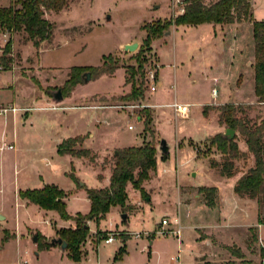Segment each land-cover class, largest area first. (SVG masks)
Wrapping results in <instances>:
<instances>
[{
  "label": "rangeland",
  "instance_id": "obj_1",
  "mask_svg": "<svg viewBox=\"0 0 264 264\" xmlns=\"http://www.w3.org/2000/svg\"><path fill=\"white\" fill-rule=\"evenodd\" d=\"M181 1L69 0L67 10L53 19L52 43L43 41L38 48L33 43L25 44L32 40L26 39L24 32L12 39L11 51L5 55L7 66L0 65V109L16 108L14 112L0 111V145H14V149L0 151V214L4 216L0 219V264H16L22 259L27 264H198L200 256H206L201 264H225L240 261L236 251L246 261L264 264V191L258 200L243 196L256 206V217L243 218L238 213L225 222L219 214V195L209 208L199 191L204 187L200 185H216L224 199L233 193V180L220 173L224 155L210 142L213 135L221 133L216 132L219 126L221 131L226 128L216 123L217 108L231 102L243 107L251 121L264 118V103H257L253 95L251 24H170L152 38L148 47H143L146 30L180 14L179 8L186 3ZM251 3L253 18L264 21V0ZM8 38L9 35L5 41L0 37L2 48ZM127 42L137 43V47L125 49ZM104 55H111L118 64L112 74L91 73L89 81L80 80L72 88L65 86L71 67L98 66ZM130 65L135 70L137 87L143 84L144 71L149 68L155 69L161 85L154 92L142 85L141 98L122 100L130 91L131 84L125 81ZM213 71L224 77L214 79ZM58 89L63 99L57 102L52 95ZM174 100L190 105L187 117L174 115L170 108ZM145 105L151 111L147 130L144 116L141 121L136 119ZM157 105L166 111L160 119L155 111L159 110ZM97 107L113 110L93 109ZM204 108L207 117L202 113ZM79 134L83 147L100 148V164L110 162L118 146L142 145L151 139L157 162L146 187L143 183L151 201L147 202L140 192L135 195L133 188L124 208L114 206L98 224L90 220L79 260L74 262L69 250L62 251L59 245L39 248L31 236L37 234L41 243H48L60 237L62 231L75 229V221L63 222L55 210L45 215L33 205L25 206L18 192L53 185L65 192L70 215L88 213L86 188L101 187L106 179H100L98 171L83 160L57 152V146L66 139L59 143L61 137ZM235 134L241 150L245 147L243 139ZM162 138L169 146L166 154L159 150ZM244 153V157L234 160L236 175L254 165L253 155ZM204 157L217 162V167L209 171ZM105 174L108 171L101 173L103 177ZM138 197L141 208L135 201ZM125 212L129 216L123 222L121 213ZM175 214H179L182 225L179 239L173 234L154 233L162 216L170 218ZM224 216L228 218L227 213ZM195 222L206 223L210 232L205 227L196 229ZM128 229L143 235L132 237ZM198 230L213 235L224 247L215 252L210 240L200 239ZM109 236L114 241L104 243Z\"/></svg>",
  "mask_w": 264,
  "mask_h": 264
},
{
  "label": "trees",
  "instance_id": "obj_2",
  "mask_svg": "<svg viewBox=\"0 0 264 264\" xmlns=\"http://www.w3.org/2000/svg\"><path fill=\"white\" fill-rule=\"evenodd\" d=\"M68 6L69 0H11L8 6H0V29L3 33L9 35L4 48H2L3 54L0 55V65L7 66L5 55L11 51L13 34L24 32L26 39L32 40L33 45L38 48L40 42L50 40L53 35L54 24L46 17V14L59 12ZM242 21H249L251 24L254 42V95L257 103H264V21L253 18L251 0H186L182 13L171 20L158 23L157 26L146 30L147 36L143 42V47H148L152 38L160 34L170 24H232ZM136 62L142 64L138 57ZM117 68L118 64L112 56L104 55L101 64L98 66L71 67L65 86L72 88L81 80L85 72L96 75L112 74ZM126 71L128 76L125 81L131 85L130 91L121 97L122 100L130 101L141 98L143 84L141 83L139 87L136 86L133 66L130 65ZM242 108L231 102L224 103L217 108L219 112L217 120L219 124L234 130L235 133L237 132L244 140L247 151L254 157V165L236 181L233 188L234 192L241 197L247 196L258 200V195L264 191V118L259 122L251 121ZM202 113L204 116L207 115L206 108L203 109ZM143 116L144 128L147 130L151 121V111L146 107L142 109L141 115H138L137 118L141 120ZM235 139L236 134L232 139H227L223 136V133H216L210 138L211 144L215 145L224 155L223 162L220 165V173L226 177L234 174V160L245 156V153L239 150ZM82 141L83 137L81 136L67 138L57 146V152L60 155L69 154L74 157H82L95 163L98 157L96 152L89 148L76 147ZM114 151L115 154H112L111 161L105 160V163L110 164L111 171L108 186L104 188H86L87 197L90 201V209L86 214L76 213L70 215L66 210L65 192L53 185L18 192L21 199H25L44 210H55L61 219L75 221L76 228L62 231L59 237L67 243L66 250H69V256L74 262L79 260L80 245L89 232L87 222L93 220L98 224L112 206L124 208L127 200L126 187L128 184L137 189L143 198H148V193H146L142 184L149 179L150 173L156 167V148L153 139L142 145L127 146ZM210 165L217 166V162L210 160ZM199 191L204 194L206 205L213 207L217 188L204 186L200 187ZM36 238L39 248L51 246L50 241L41 243L37 234ZM256 238L257 236H255ZM235 254L240 261L225 264H255L244 260L239 251H236Z\"/></svg>",
  "mask_w": 264,
  "mask_h": 264
},
{
  "label": "crops",
  "instance_id": "obj_3",
  "mask_svg": "<svg viewBox=\"0 0 264 264\" xmlns=\"http://www.w3.org/2000/svg\"><path fill=\"white\" fill-rule=\"evenodd\" d=\"M6 1V2H5ZM4 1V3H2V2H0V6H8L9 4H10V2H11V0H5ZM157 7H160L159 5L157 6ZM156 7V8H157ZM251 7H252V10H253V5H252V3H251ZM67 10V8L66 9H63V10H61V11H59V12H50L49 14L50 15H48V14H46V16H47V18L53 23L54 21H53V19L55 18V16L56 15H58L60 12H62V11H66ZM54 24V23H53ZM205 24H210V23H205ZM233 25H240L241 23H232ZM199 25H201V24H199ZM211 25V27L212 26H225V25H227V24H210ZM188 26H196V25H188ZM54 29H55V27H54ZM54 29H53V35H52V37H51V41H47V40H44V41H47V42H49V43H52V40H53V38H54V35H55V33H54ZM7 33H3V31L0 29V37L3 39V40H5L6 41V39H7ZM16 35H18V34H13L12 35V39H14V37L16 36ZM43 42V41H42ZM42 42H40V44L42 43ZM27 43H32V42H25V44H27ZM128 44H130L131 42H127ZM25 44H23V45H25ZM40 44H39V46H40ZM38 46V47H39ZM2 51V46H0V52ZM38 53V52H37ZM173 66H174V64H173ZM213 78L214 79H222L223 77H224V75H218V73L216 72V71H213ZM192 82L193 83H195V79H192ZM253 84H254V82H253ZM161 85V84H160ZM253 89H254V85H253ZM253 95H254V90H253ZM255 96V95H254ZM174 101H176V100H174ZM153 107H154V105H153ZM113 107H102V108H93V109H97V110H113L112 109ZM156 108H159V110H156L155 108V111H156V113L159 115V119L161 118V117H163V116H165V113H166V111L165 110H162V108H163V106H159V105H157L156 106ZM161 109V110H160ZM208 115H206V117H207ZM137 120L139 119V118H136ZM138 121H141V120H138ZM216 123L217 124H219L218 123V120H217V118H216ZM219 125H221V124H219ZM129 129V128H128ZM133 129V127L131 128V129H129V130H132ZM226 128H224V130H225ZM217 131L216 132H221V133H223L224 131H221V128H220V126L218 127V129H216ZM223 130V129H222ZM215 132V133H216ZM214 133V134H215ZM75 136H81V134H79V135H74V136H69V137H61V139H60V141H59V143L63 140V139H67V138H71V137H75ZM89 136H91L92 137V134H90ZM209 136H211V135H209ZM208 136V137H209ZM162 139H164V138H162ZM165 140V139H164ZM84 141V140H83ZM82 141V142H83ZM82 142L79 144V145H81L82 144ZM165 142H166V140H165ZM243 142H244V140H243ZM58 143V144H59ZM167 144V143H166ZM141 145V144H140ZM244 145H245V147L243 148V146L242 147H240V151H242V152H247V146H246V144H245V142H244ZM81 147H83L82 145H81ZM119 148H123V147H127V146H118ZM168 147V150H169V146H167ZM84 148H89V149H91V150H93L94 152H96V150H98V152H96L97 153V155H98V157L96 158V161H95V163H92V162H89L87 159H85V158H82V157H76V158H78V159H81V160H83L85 163H88V164H90V165H92L97 171H98V177L100 178V179H106V181H107V183L105 184V185H103V186H101V187H98V188H104V187H107L108 186V184H109V178H110V173H111V171H110V164L108 163V164H105L104 162L102 163V164H100L101 162H102V160L101 161H99L100 159V152L99 151H101L100 150V148H91V147H84ZM160 150V149H159ZM161 151V150H160ZM168 152V151H167ZM99 153V154H98ZM113 153H114V151H113ZM65 155H69V154H65ZM69 156H71V155H69ZM72 157H74V156H72ZM205 158V157H204ZM102 159L104 160V157H102ZM206 159V158H205ZM156 162H157V158H156ZM206 164H207V168H208V170L209 171H211V169L212 168H216L217 166H211L210 165V161L209 160H207L206 159ZM107 165V166H106ZM156 169V168H155ZM106 172V171H108V175H106L105 174V176L103 177V175H101V173H103V172ZM153 172V171H152ZM242 174H244V173H242ZM242 174H240V175H236V170L234 171V174L232 175V176H230V177H226V176H224V177H226V179L227 178H231L232 180H233V182H232V185H231V188H232V190H233V188H234V185H235V183H236V181L240 178V176L242 175ZM193 176H195V173H193ZM220 178V177H219ZM147 180H145L144 182H146ZM151 181V180H150ZM143 182V183H144ZM147 183H149V181L148 182H146L145 183V187H146V185H147ZM81 185H83V183H81ZM142 186H143V184H142ZM200 186H214V187H216L217 188V194L219 195V201H220V211H219V214H220V216H221V218H222V220H223V222H225V220L226 219H231V218H236L237 217V215H238V213H239V215L240 216H243V218H246V215H250V218H254V217H256L257 216V214H258V212L256 211V206L254 205V204H252L251 202V200H249V199H246V198H243V197H241V196H239V195H237L235 192H234V190H233V193H232V195H231V197L229 198V199H224L223 197H222V194H221V189L218 187V186H216V185H200ZM191 187H199V186H195V185H192ZM144 188V187H143ZM133 190V187H132V185L131 184H128L127 185V187H126V191H127V197L129 196V191H132ZM134 190H136L137 192L135 193V195L137 194L138 195V193H139V191L137 190V189H134ZM148 192V191H147ZM178 192H179V195H180V197H182L181 196V191H180V189H178ZM198 195L195 193V197H197ZM86 197H87V193H86ZM20 198V197H19ZM87 199H88V197H87ZM148 200H146L147 202H150L151 201V196H150V194H149V197L147 198ZM140 199H139V197L135 200V201H138V202H136L137 203V205L139 204V201ZM20 201H21V203L22 204H24L25 206H27V205H33L36 209H37V211L39 212H41V213H43V214H47L48 213V211H50V210H44V209H41V208H39L37 205H35V204H32V203H29V202H27L25 199H21L20 198ZM180 201H182V200H180ZM88 202H89V204H90V201H89V199H88ZM185 203V202H184ZM250 203L252 204V206L250 207ZM126 204H127V200H126V203H125V206H126ZM177 206L179 207V205L181 204V202H177ZM139 206V208H141V204H139L138 205ZM207 206V205H206ZM114 206H112L111 208H110V210H109V212L111 211V209L113 208ZM177 207V208H178ZM121 208V207H120ZM128 208L129 209H133L134 207H132L131 205H128ZM210 208V207H209ZM179 209V208H178ZM230 210V211H228V210ZM108 212V213H109ZM108 213L105 215V217L101 220V222H103L104 221V219L106 218V216L108 215ZM188 215H187V214ZM225 213H227L228 214V218H226L224 215H225ZM122 214H124V213H121V215ZM125 214H126V218L125 219H122V217H121V219H122V221L123 222H126L127 220H128V216H129V213H126L125 212ZM131 214V213H130ZM185 214H186V216H188V218L190 217V210H187L186 212H185ZM176 215V214H175ZM177 215H179V214H177ZM167 216V215H166ZM173 216V215H172ZM164 216H162V218H163ZM180 217V216H179ZM67 220H63V222H66ZM89 222L90 221H88V227H89ZM214 223V225H221V224H217L216 222H213ZM247 223L245 222V225H246ZM110 226H113V224H111L110 223ZM199 227H205V228H207L208 229V227H207V225H206V223H204V222H201V223H197V222H195V228L196 229H198ZM43 228V227H42ZM41 229V228H40ZM129 230V229H128ZM129 231H131V230H129ZM208 231H209V229H208ZM132 232V237L134 236V237H139L138 235H140V236H142L143 234L142 233H137V232H134V231H131ZM210 232V231H209ZM198 233H199V237H200V239H208V240H210V242L212 243V245L214 246V249H215V252H217L216 251V249H218V247H224V246H222L221 244H218V242L215 240L216 238L213 236V235H209V234H205V233H202V232H200L199 230H198ZM145 234H147L146 232H145ZM211 234H213V233H211ZM257 235L259 236V233H258V229H257ZM33 236V235H32ZM31 236V237H32ZM52 239V238H51ZM114 241V240H113ZM112 241V242H113ZM111 243V242H110ZM152 242H150V244H151ZM203 257H206V256H200V257H198V259H199V263L198 264H201L204 260H202V258ZM206 260H208V259H206ZM262 261H263V259H262Z\"/></svg>",
  "mask_w": 264,
  "mask_h": 264
},
{
  "label": "built area",
  "instance_id": "obj_4",
  "mask_svg": "<svg viewBox=\"0 0 264 264\" xmlns=\"http://www.w3.org/2000/svg\"><path fill=\"white\" fill-rule=\"evenodd\" d=\"M176 3H181V0H174ZM180 13L183 12V6L179 8ZM143 85H147L149 90L151 92H154L158 86H160L161 82L158 80L157 74L155 72V69L149 68L144 71L143 75ZM212 94L215 96L216 95V90L215 88H212ZM146 107V105H145ZM170 108L173 111L174 115L176 117H187L190 109V105L188 103H183V102H178V101H173L170 103ZM16 111V108L14 106L10 108H3L0 109L1 112H6V111ZM137 118V117H136ZM129 129L132 128L131 125L128 126ZM14 149V145L12 144H6L5 142L0 145V151L3 149ZM181 222H180V217L179 215H173L170 218L163 217L160 220L159 226L157 230L154 233H157L158 235H166V234H173L179 239V235L181 232ZM114 240L113 237L109 236L106 237L103 241L104 243H110ZM16 264H27L26 259L20 260Z\"/></svg>",
  "mask_w": 264,
  "mask_h": 264
},
{
  "label": "water",
  "instance_id": "obj_5",
  "mask_svg": "<svg viewBox=\"0 0 264 264\" xmlns=\"http://www.w3.org/2000/svg\"><path fill=\"white\" fill-rule=\"evenodd\" d=\"M157 6L158 5H156L155 7H157ZM107 18H109V16H107ZM135 47H137V43L126 44L124 46L125 49H129V50H132ZM90 78H91L90 72H85V73H83V75L81 77V80L83 82H87V81L90 80ZM52 97L57 102L58 101H61L63 99V96L61 95V92H60L59 89L55 93H53ZM234 134H235V131L232 130V129H229V128H226L224 130V132H223V136L225 138H227V139H232L233 136H234ZM159 149L161 150L162 153H167L168 147H167V144H166V142H165L164 139H161L160 140V142H159ZM114 154H115V151H114ZM146 200H148V199H146ZM121 217H122V219H125L126 218V214L125 213L122 214ZM3 218H4V216L0 214V219H3ZM32 241L33 242H36L37 241L36 234H34L32 236ZM56 244L60 246V248H61L62 251H64L66 249V247H67V243L64 240H62L61 238H59V237L58 238H52V239H50V245L51 246H54Z\"/></svg>",
  "mask_w": 264,
  "mask_h": 264
}]
</instances>
